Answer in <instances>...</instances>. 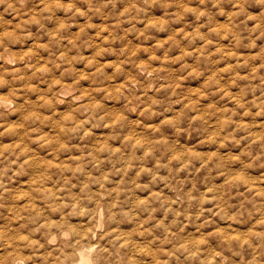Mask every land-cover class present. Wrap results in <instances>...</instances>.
Returning <instances> with one entry per match:
<instances>
[{
	"label": "rangeland",
	"instance_id": "rangeland-1",
	"mask_svg": "<svg viewBox=\"0 0 264 264\" xmlns=\"http://www.w3.org/2000/svg\"><path fill=\"white\" fill-rule=\"evenodd\" d=\"M0 100V264H264V0H0Z\"/></svg>",
	"mask_w": 264,
	"mask_h": 264
},
{
	"label": "bare ground",
	"instance_id": "bare-ground-1",
	"mask_svg": "<svg viewBox=\"0 0 264 264\" xmlns=\"http://www.w3.org/2000/svg\"><path fill=\"white\" fill-rule=\"evenodd\" d=\"M61 88H62V87H61ZM73 96H74V95H73ZM58 97H59V96L57 95V98H58ZM76 98H77V97H76ZM78 98H79V97H78ZM70 99H71V97H70ZM58 100H59V99H58ZM0 101H1V100H0ZM71 101H72V100H71ZM3 102H5V101H3ZM19 143H20V142H18L17 145H19ZM4 154H5V153H4ZM60 218H61V217H60ZM137 218H138V217H137ZM58 221H60V220H58ZM58 221H57V222H58ZM61 221H63V220H61ZM55 222H56V221H55ZM55 222H52V223H54L53 226L55 225ZM133 222H134V221H133ZM49 223H50V222H49ZM60 223H61V222H60ZM60 223H59V224H60ZM57 224H58V223H57ZM81 224H82V223H81ZM117 224H118V223H117ZM137 224H138V223H137ZM48 225H51V224H48ZM111 225H112V223L110 224V226H111ZM46 226H47V225H46ZM53 226H51V227H53ZM79 226H80V225H79ZM83 226H84V225H83ZM110 226H109V227H110ZM118 226H119V225H118ZM54 227H56V225H55ZM88 227H89V226H88ZM88 227H87V228H88ZM116 227H117V226H116ZM47 228H49V227H47ZM59 228H60V227H59ZM106 228H108V226H107ZM111 228H112V227H111ZM80 229H81V228H80ZM93 229H94V228H93ZM140 229H141V228H140ZM50 230H51V229H50ZM81 230H82V229H81ZM86 230H88V229H86ZM108 230H109V229H108ZM113 230H114V228H113ZM115 230H116V229H115ZM119 230H120V229H119ZM119 230H117V232H118ZM122 230H123V229H122ZM90 231H92V230H90ZM105 231H106V230H105ZM127 231H128V230L126 229V232H127ZM137 231H138V230H137ZM141 231H142V230H141ZM141 231H140V232H141ZM69 232H71V231H69ZM79 232H80V231H79ZM95 232H96V231H95ZM98 232H99V231H98ZM108 232H109V231H108ZM124 232H125V231H124ZM126 232H125V233H126ZM52 233H53V232H52ZM59 233H61V232H59ZM59 233H57L58 236H59ZM90 233H91V232H90ZM92 233H93V232H92ZM112 233H113V232L111 231V234H112ZM114 233H115V232H114ZM121 233H122V232H121ZM127 233H128V232H127ZM130 233H131V232H130ZM93 234H94V233H93ZM99 234H100V233H99ZM101 234H102V233H101ZM122 234H123V233H122ZM49 235H50V234H49ZM88 235H90V234H88ZM88 235H87V236H88ZM108 235H110V234L108 233ZM108 235H107V236H108ZM112 235H113V234H112ZM112 235H110L109 237H112ZM116 235H117V234H116ZM138 235H140V234H138ZM79 236H80V234H79ZM79 236H78V237H79ZM81 236L83 237L82 234H81ZM81 236H80V239H82ZM87 236H86V237H87ZM120 236H122V235H120ZM124 236H125V235H124ZM131 236H132V235H131ZM71 237L73 238L74 236H71ZM75 237L77 238V236H75ZM75 237H74V238H75ZM92 237H93V236H92ZM103 237H104V236H103ZM103 237H101V238H103ZM109 237H108V238H109ZM132 237H133V236H132ZM90 238H91V237H90ZM105 238H106V237H105ZM87 239H89V238H87ZM74 240H75V239H74ZM76 240H77V239H76ZM78 240H79V239H78ZM78 240H77V241H78ZM96 240H97V239H96ZM101 240H102V239H101ZM112 240H113V239H112ZM112 240L110 241V239H109V240L107 239V242H108V241L112 242ZM124 240H125V237H124L123 241H124ZM128 240H129V238H128ZM130 240H131V239H130ZM130 240H129V241H130ZM70 241H71V240H70ZM119 241H120V238H119ZM129 241H128V243H129ZM135 241H137V240H135ZM90 242H91V241H90ZM110 242H109V244H110L109 247H111V246L113 245V244L110 243ZM115 242H116V241H115ZM121 242H122V241H121ZM126 242H127V241H125L124 243L122 242V244H125ZM132 242H133V241H132ZM139 242H141V241H139ZM78 243H80V242H78ZM96 243H97V242H96ZM117 243H118V241H117ZM130 243H131V242H130ZM130 243H129V244H130ZM57 244H58V243H57ZM83 244H84V243H83ZM83 244H82V245H83ZM99 244H101V243H99ZM102 244H103V243H102ZM102 244H101V245H102ZM109 244H108V245H109ZM111 244H112V245H111ZM122 244L120 243V245H122ZM126 244H127V243H126ZM126 244H125V245H126ZM85 245H86V244H85ZM91 245H93V244H91ZM94 245H95V244H94ZM101 245H100V247H101ZM117 245H118V244H117ZM125 245H124V246H125ZM133 245H134V244H133ZM141 245H142V244H141ZM143 245H144V244H143ZM182 245H183V244H182ZM52 246H53V245H52ZM54 246H55V245H54ZM57 246H58V245H57ZM60 246H61V243H60ZM67 246H68V244H67ZM69 246H70V245H69ZM106 246H107V245H106ZM106 246H104V247H106ZM128 246H129V245H128ZM134 246H135V245H134ZM34 247H35V246H34ZM34 247H33V248H34ZM55 247H56V246H55ZM79 247H80V246H79ZM89 247H90V246H89ZM112 247H113V246H112ZM121 247H122V246H121ZM181 247H185V246H181ZM59 248H61V247H59ZM70 248H71V247H70ZM102 248H103V247H102ZM115 248H116V246H115ZM117 248H119V246H117ZM124 248H126V247H124ZM133 248H134V247H133ZM145 248H146V246H145ZM38 249H39V248H38ZM40 249H42V248H40ZM47 249H48V248H47ZM52 249H53V248H52ZM63 249H64V248H63ZM73 249H74V248H73ZM73 249H72V250H73ZM185 249H186V247H185ZM44 250H45V249H44ZM61 250H62V249H61ZM61 250H60V251H61ZM76 250H77V249H76ZM92 250H93V248L91 247L89 250L82 251V252L80 253L81 261H85V262L89 263V261H90V255H89V252L92 251ZM99 250H100V249H99ZM107 250H108L109 253L112 252L111 249H110L111 251H110L109 249H107ZM125 250H126V249H125ZM136 250H137V248H136ZM142 250L145 251L146 249H142ZM186 250H188V249H186ZM189 250H190V249H189ZM35 251H36V250H35ZM40 251H41V250H40ZM47 251H49V250H47ZM50 251H51V250H50ZM63 251H64V250H63ZM63 251H62V252H63ZM127 251H128V250H127ZM129 251H130V250H129ZM143 251H142V252H143ZM148 251H150V250L148 249ZM32 252H33V251H32ZM36 252H37V251H36ZM64 252H65V251H64ZM103 252H107V251H104V250H103ZM114 252H115V251H114ZM117 252H119V251H117ZM117 252H116V253H117ZM134 252H135V251H134ZM139 252H141L140 249H139ZM139 252H138V253H139ZM142 252H141V253H142ZM186 252H187V251H186ZM43 253H44V252H43ZM43 253H42V254H43ZM47 253H48V252H47ZM51 253H52V252H51ZM54 253H55V252H54ZM109 253H107V254H108V259H109ZM112 253H113V252H112ZM129 253H130V252H129ZM135 253H136V252H135ZM135 253H134V254H135ZM145 253H147V251H146ZM149 253H150V252H149ZM42 254H40V255H42ZM55 254H56V253H55ZM134 254H133V255H134ZM186 254H187V257H186V258H189L188 253H186ZM35 255H36V254H35ZM50 255H51V254H50ZM57 255H59V254H57ZM65 255L68 257V255H67L66 253H64V256H65ZM111 255L113 256L114 253L111 254ZM141 255H142V254H141ZM141 255H139V256H141ZM182 255H183V254H182ZM37 256H39V255H37ZM43 256H44V255H43ZM48 256H49V255H48ZM60 256H61V255H60ZM64 256H63V257H64ZM41 257H42V256H41ZM53 257H54V259L56 258L55 256H53ZM71 257H72V256H71ZM105 257H106V256H105ZM36 258H37V257H36ZM57 258H58V256H57ZM69 258H70V256H69ZM131 258H133V257H131ZM184 258H185V257H184ZM19 259H20V258H19ZM40 259H41V258H40ZM43 259H44V258H43ZM45 259H46V258H45ZM45 259H44V260H45ZM106 259H107V258H106ZM114 259L116 260L117 258H114ZM114 259H113V260H114ZM118 259H119V257H118ZM126 259H127V258H126ZM135 259H138V258L136 257ZM139 259H140V258H139ZM17 260H18V259H17ZM33 260H34V259H33ZM37 260H38V259H37ZM47 260H48V259H47ZM59 260H60V262H61L62 259H59ZM65 260H66V259H65ZM104 260H105V259H104ZM218 260H219V259H217V261H218ZM20 261H21V260H20ZM34 261H35V260H34ZM126 261H127V260H126ZM128 261H129V260H128ZM131 261H132V260H131ZM135 261H137V260H135ZM140 261H141V259H140ZM214 261H215V260H214ZM32 262H33V261H32ZM32 262H31L30 264H32ZM132 262H133V261H132ZM137 262H139V261H137ZM148 262H149V261H148ZM215 262H216V261H215ZM219 262H220V260H219ZM13 263H14V262H13ZM39 263H40V262H39ZM44 263H45V262H44ZM47 263H48V262H46V264H47ZM50 263H52V262H50ZM112 263H113V261H112ZM126 263H129V264H130V262H126ZM126 263H125V264H126ZM10 264H11V263H10ZM40 264H41V263H40ZM48 264H49V263H48ZM55 264H58V263H55ZM133 264H134V262H133Z\"/></svg>",
	"mask_w": 264,
	"mask_h": 264
}]
</instances>
